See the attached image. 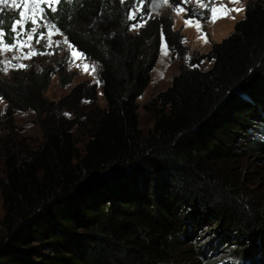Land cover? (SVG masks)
Returning a JSON list of instances; mask_svg holds the SVG:
<instances>
[{"label": "trees", "instance_id": "obj_1", "mask_svg": "<svg viewBox=\"0 0 264 264\" xmlns=\"http://www.w3.org/2000/svg\"><path fill=\"white\" fill-rule=\"evenodd\" d=\"M144 2L61 0L46 13L97 66L102 106L65 62L0 84L7 125L31 111L42 135L34 148L0 140V264H264V203L233 173L264 154V0L144 105L146 132L137 100L160 41L173 56L186 48L170 14L147 16ZM52 77L68 89L57 101Z\"/></svg>", "mask_w": 264, "mask_h": 264}, {"label": "rangeland", "instance_id": "obj_2", "mask_svg": "<svg viewBox=\"0 0 264 264\" xmlns=\"http://www.w3.org/2000/svg\"><path fill=\"white\" fill-rule=\"evenodd\" d=\"M174 1L175 5L173 6ZM251 1L256 0H238V2H232V0H168V3H165L164 0H145L147 16L157 18L170 14L172 29L179 31L183 36L182 45L186 48V53L182 57L173 56L164 40L161 39L158 58L150 73L149 84L137 100L139 128L143 132L152 127V118L143 110L144 105L170 86L172 78L177 74L181 65L189 67V62L192 58L207 54L212 44L220 43L227 38L232 33L234 24L243 18L245 4ZM53 6L56 7V5ZM40 7L45 9L43 14L38 12L33 5H29L25 9L22 0H17V4L11 3V0L7 4H0V20H2L3 16L9 15L12 18L11 24L19 19V12L25 11V18L22 24L17 26V33H19L18 38L21 42L30 44V47L20 48L17 46L12 50L0 47V84L9 85L15 78L21 80L28 70L36 72L37 65L55 66L65 62V70L72 78L71 85L74 86L84 81L95 84L98 88V103L102 106L103 99L98 82L97 66L88 62L83 56L78 55L79 53L68 44L65 38L55 28H51L52 25L46 16L47 11H50L48 5H41ZM212 7L221 9L226 13L214 23L211 22ZM177 8H182L183 11L178 12ZM233 9H241V11H234ZM139 10L140 7L137 11ZM33 13L38 18V23L35 25L29 19ZM187 14L191 17L190 19L184 18ZM186 20H191L192 24L186 26ZM197 21L199 22V28L196 24ZM4 24L0 25V27H4ZM32 27L36 28L35 33L30 31ZM131 30L134 31V27H131ZM49 31L51 32L50 35ZM42 32L44 33L43 39H41L40 43H36V40L40 39V33ZM29 35L34 37L31 41H28ZM205 36L207 42H205ZM8 40L10 43L13 42L11 39ZM3 43L10 44L7 43L5 37ZM30 52L38 54L25 58L26 54ZM74 52L77 53L76 56H73ZM8 61L11 63H8ZM21 64L26 65V67H18ZM85 66H87V69ZM210 67L211 63L208 61H201L199 64L200 70H208ZM5 68H7V71L4 70ZM67 93L68 89L60 88L57 78L52 77L45 97L48 100L57 101ZM6 109L7 104L0 98V140H4L9 136L14 142L24 141L29 147L34 148L39 145L42 135L36 115L31 111L14 112L11 118L12 126H8ZM79 139L83 140L82 136ZM233 173L240 179L242 188L248 194L264 203V154L246 156L234 167ZM2 216L3 207L0 196V221Z\"/></svg>", "mask_w": 264, "mask_h": 264}, {"label": "snow or ice", "instance_id": "obj_3", "mask_svg": "<svg viewBox=\"0 0 264 264\" xmlns=\"http://www.w3.org/2000/svg\"><path fill=\"white\" fill-rule=\"evenodd\" d=\"M9 2V0H0V4H7ZM121 2L123 3L124 0H121ZM165 3H168V0H164ZM232 2H238V0H232ZM11 3L13 4H17V0H11ZM22 3H23V6L25 9H27L29 7V5H33L36 7L37 11L40 12L41 14L44 13L45 9L40 7L41 5H48V9L51 11V12H56L57 11V8L54 7L53 5H58L61 3V0H22ZM17 7H19V5H17ZM234 11H241V9H233ZM177 11L180 12V11H183L182 8H177ZM211 13H212V19H211V22H215L217 19L221 18L222 15H225L226 13L223 12L221 9H218L216 7H212L211 8ZM218 13H220V15H218ZM25 11H21L19 12V19H17L13 24H11L9 26V31L6 33L4 28L3 27H0V47H3L4 49H7V50H12L14 48H16L17 46H19L20 48H24V47H30V44L27 43V42H21L19 40V33H17V26L21 25L24 18H25ZM42 18V16H41ZM29 19H31V23L33 25L37 24L38 23V18L37 16L33 13ZM4 22L2 20H0V25H2ZM192 24V21L191 20H186L185 21V25L188 26V25H191ZM197 24V27L199 28V22L197 21L196 22ZM51 28H55V25H52ZM30 31L32 33H35L36 32V28L35 27H32L30 29ZM7 34L8 38L11 39L13 42L10 43V44H4L3 43V39L5 37V35ZM15 34V35H13ZM51 34V32L49 31V35ZM44 37V33H40V39H37L36 40V43H40L41 42V39H43ZM34 37L32 35H29L28 36V41H31ZM205 39V42H207V38L206 36L204 37ZM47 46H50V45H47ZM38 53L36 52H30L28 54H26L25 58H30L31 56L33 55H36ZM39 54H43V53H39ZM77 53H73V56H76ZM78 55L80 56H83V53H79ZM8 63H11L10 61H8ZM16 67V66H14ZM18 67L20 68H24L26 67V65H18ZM86 69H87V66H85ZM5 71H7V68L4 69ZM94 70V68H93Z\"/></svg>", "mask_w": 264, "mask_h": 264}]
</instances>
